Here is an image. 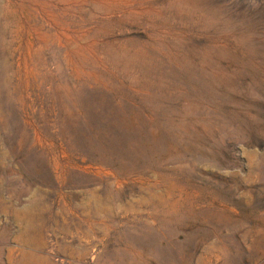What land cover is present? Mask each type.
<instances>
[{
    "label": "rangeland",
    "instance_id": "obj_1",
    "mask_svg": "<svg viewBox=\"0 0 264 264\" xmlns=\"http://www.w3.org/2000/svg\"><path fill=\"white\" fill-rule=\"evenodd\" d=\"M0 264H264V0H0Z\"/></svg>",
    "mask_w": 264,
    "mask_h": 264
},
{
    "label": "bare ground",
    "instance_id": "obj_2",
    "mask_svg": "<svg viewBox=\"0 0 264 264\" xmlns=\"http://www.w3.org/2000/svg\"><path fill=\"white\" fill-rule=\"evenodd\" d=\"M116 178V177H115ZM113 190V189H112Z\"/></svg>",
    "mask_w": 264,
    "mask_h": 264
}]
</instances>
